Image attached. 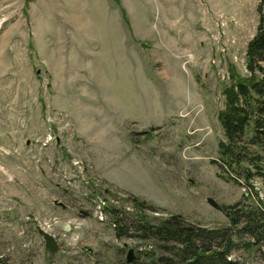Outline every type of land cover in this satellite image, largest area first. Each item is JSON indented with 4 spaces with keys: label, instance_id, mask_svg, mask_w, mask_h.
<instances>
[{
    "label": "rangeland",
    "instance_id": "374dc122",
    "mask_svg": "<svg viewBox=\"0 0 264 264\" xmlns=\"http://www.w3.org/2000/svg\"><path fill=\"white\" fill-rule=\"evenodd\" d=\"M259 25L264 0H0V264H124L129 249L135 264H181L175 247L123 227L119 238L112 221L176 214L213 229L230 221L223 205L264 217V178L233 182L218 162L221 114L251 75L246 50ZM242 142L264 166V143ZM53 148L66 166L45 196ZM73 155L89 168L87 187L63 176ZM107 190L125 197L112 205ZM263 223L232 235L235 264H264Z\"/></svg>",
    "mask_w": 264,
    "mask_h": 264
},
{
    "label": "trees",
    "instance_id": "16d2710c",
    "mask_svg": "<svg viewBox=\"0 0 264 264\" xmlns=\"http://www.w3.org/2000/svg\"><path fill=\"white\" fill-rule=\"evenodd\" d=\"M246 67L249 77L237 80L227 97V108L221 114L225 140L219 142V165L227 171V178L233 182H251L254 178H264L262 156L251 150L242 141L257 147L264 143V26L259 25L254 36L249 40L246 50ZM257 71V72H256ZM257 73V74H256ZM247 140V141H246ZM224 170V171H225ZM240 177L243 181H240ZM136 206L152 212H161L142 200ZM228 216V225L207 229L193 223L183 222L180 215L169 214L168 218L156 223L130 222L123 224L119 220L117 236L121 237L122 227L126 232L141 238H154L161 243L175 247V258L181 264H235L230 253L235 247L237 233L251 232L260 228L264 220L263 213L255 208H237L235 205L219 206ZM188 222V221H187ZM264 224V223H263ZM259 231V230H257ZM259 240H264V229L259 231ZM166 245V244H165ZM135 260V259H134ZM124 262L135 264L136 261ZM170 261V262H169ZM166 258L165 264H176Z\"/></svg>",
    "mask_w": 264,
    "mask_h": 264
},
{
    "label": "crops",
    "instance_id": "0c3cea01",
    "mask_svg": "<svg viewBox=\"0 0 264 264\" xmlns=\"http://www.w3.org/2000/svg\"><path fill=\"white\" fill-rule=\"evenodd\" d=\"M77 153L79 152L80 155L83 156L82 154V151H84V148H83V145L81 144H77ZM48 153L50 156H51V159L54 161V164L51 166L50 168V165L49 164H45L42 165V171H43V177H44V187H45V196L48 195L50 193V189H49V186H52L54 188L55 184L57 182H55V175H56V168L59 166H62V165H65V161L67 159V154L65 153H62V154H59L57 153L56 151V148H53V149H49L47 150ZM71 154H74V153H71ZM74 156V155H73ZM77 156V155H76ZM70 162V161H69ZM69 165V164H68ZM67 165V166H68ZM66 166V165H65ZM102 177L109 180L106 176L105 173H102ZM51 179V180H50ZM111 183L115 184L116 186L120 187V188H123L122 185H120V183L118 182H113L111 180H109ZM52 194H53V201L56 202V198H54L56 195H55V190L53 189L52 190ZM39 205H40V209L42 211H47L48 208H49V202L47 200H45V202H39ZM54 216H59V215H56L55 213L53 214ZM63 228L64 229H69L70 228V224L68 223H65L63 225ZM122 237V236H121ZM120 238V237H119Z\"/></svg>",
    "mask_w": 264,
    "mask_h": 264
},
{
    "label": "built area",
    "instance_id": "2783aa9c",
    "mask_svg": "<svg viewBox=\"0 0 264 264\" xmlns=\"http://www.w3.org/2000/svg\"><path fill=\"white\" fill-rule=\"evenodd\" d=\"M70 165H71V168L73 169L72 172H68V173L64 172V175H63L67 179V183L70 186H72V182H74V180L71 177H75L78 179V182H84V186L87 187L88 182H90L89 177L86 174L87 169H89V168H87V164L82 159H80L79 157L74 156L70 160ZM57 172H58V170L56 171V174H57ZM124 197H125V195L121 192H118L115 195V194H111L109 192V190H107L106 194H105V199H109L110 203L112 205H115V206L118 205L119 200H121ZM102 204H103V202H102ZM98 208H99V214H98L97 218L99 221L103 222V221H105L106 217H104L102 215L103 209L101 208L100 205H98ZM116 215H117V217H121V212L120 211H119V213L117 212ZM119 225H120L119 221L116 223L115 219L111 223V226L113 228H117ZM49 226H50V224H49ZM49 226H47V227L50 228Z\"/></svg>",
    "mask_w": 264,
    "mask_h": 264
},
{
    "label": "water",
    "instance_id": "95a60500",
    "mask_svg": "<svg viewBox=\"0 0 264 264\" xmlns=\"http://www.w3.org/2000/svg\"><path fill=\"white\" fill-rule=\"evenodd\" d=\"M207 202L212 206H218V203L210 197L207 198ZM41 235L44 239L45 247L50 252H56L59 248L58 240L51 233L43 231V230L41 231ZM132 259H133L132 249H129L127 256H126V261L131 262Z\"/></svg>",
    "mask_w": 264,
    "mask_h": 264
}]
</instances>
